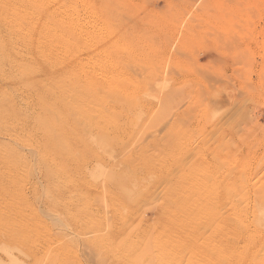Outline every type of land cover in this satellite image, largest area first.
<instances>
[{
	"label": "rangeland",
	"instance_id": "obj_1",
	"mask_svg": "<svg viewBox=\"0 0 264 264\" xmlns=\"http://www.w3.org/2000/svg\"><path fill=\"white\" fill-rule=\"evenodd\" d=\"M3 5L9 43L47 83L103 88L86 114L52 87L44 103L18 92L29 120L0 121V264H264V0ZM194 206L201 225L181 230Z\"/></svg>",
	"mask_w": 264,
	"mask_h": 264
},
{
	"label": "bare ground",
	"instance_id": "obj_2",
	"mask_svg": "<svg viewBox=\"0 0 264 264\" xmlns=\"http://www.w3.org/2000/svg\"><path fill=\"white\" fill-rule=\"evenodd\" d=\"M6 2H7V0H6ZM3 3V2H2ZM165 4V3H164ZM5 6H7V5H3V7H1L0 8V57H1V62H0V121H3L4 119L6 120V116L8 115L9 116V118H8V116H7V119H10V115H12L11 113L12 112H14L13 113V116H12V118L13 117H15L16 118V120H19L20 121V119H22V121L24 122V123H26L27 122V120H29V119H27L28 118V113H26V112H23V111H20L19 113H17L16 112V110H15V102H16V108L18 109V104H17V101L15 100V99H18V98H16L17 97V95H18V92H22V94H25V96H27V98L28 97H34V98H36V99H39V102L41 101V103H44L45 102V98L44 97H42L43 95H45V94H47L48 95V93H47V91H45V89H49L50 87H52L51 88V90L53 91V89H55L56 90V93H51V98L52 99H55L57 102H58V104H61L62 106H64V108L62 109V110H66L67 108H71V110H76V111H78V113H84L85 111L83 110V109H85V110H87V113L89 112H92L93 111V109H94V106L92 107L91 106V108H87V107H82V104H84L82 101H84V100H87V104H92L93 103V101H94V96H96V97H99L98 95H96V94H98V92L97 93H95V92H92L93 90H95L96 91V88L98 89V87L100 88V84H97L96 82H93V81H89V83L88 84H84V85H82V84H79V83H77L76 82V84H66V85H61L60 84V82H58V83H55V86L53 87L52 86V84H51V82H48L47 83V81H46V78L41 74L42 73V69H40L39 67H36V65L34 66V65H32L31 63L34 61V60H32L31 62H30V64H28V62H26V61H24L23 60V57L25 58V56H23L22 57V59H21V55H19L20 54V52H18L10 43H9V38H8V35H7V32H6V30H7V28H8V23H10V22H7V24H6V22H5V18L6 17H8V16H10V14L8 13V8H6ZM156 7V6H155ZM7 13L9 14L8 16H7ZM6 19H8V18H6ZM77 19H79V18H77ZM9 21V20H8ZM11 21H12V18H11ZM13 22V21H12ZM16 23V22H15ZM20 23V22H19ZM18 23V24H19ZM10 24H12V23H10ZM17 24V25H18ZM22 23H20V25H21ZM22 26H25V25H23L22 24ZM41 26V25H40ZM101 27H103V25L101 26ZM24 28V27H23ZM38 28V26H36V29ZM41 29H42V27H40ZM99 28V27H98ZM9 29H11V28H9ZM25 29V28H24ZM83 30V29H82ZM17 31V30H16ZM38 31V30H37ZM39 31H42V30H39ZM98 31H100V30H98ZM104 31H106V30H104ZM12 32H14V31H12ZM55 32V31H54ZM101 32V31H100ZM11 33V32H10ZM26 33H27V31H26ZM56 33V32H55ZM98 33V32H97ZM13 34H15V33H13ZM13 34H11V35H13ZM17 34V33H16ZM39 34H42V33H39ZM107 34V33H106ZM23 35V34H22ZM27 35V34H26ZM105 35V34H104ZM18 36V35H17ZM52 36H53V34H52ZM89 36V35H88ZM103 36V35H102ZM55 37V36H54ZM53 37V38H54ZM104 37V36H103ZM12 38H13V36H12ZM20 38V37H19ZM77 38V37H76ZM85 38V37H84ZM88 38V37H87ZM19 40V39H18ZM94 40V39H93ZM23 41V40H22ZM92 46H93V44H92ZM17 47H18V45H17ZM89 47V46H88ZM91 47V46H90ZM94 47V46H93ZM23 48V47H22ZM25 49V48H24ZM24 49H23V52H24ZM100 50V49H99ZM101 51V50H100ZM39 52V51H38ZM37 53V52H36ZM35 53V54H36ZM80 53V52H79ZM39 54V53H38ZM96 54V53H95ZM99 54V53H98ZM103 54V53H102ZM79 55V54H78ZM37 56V55H36ZM83 56V55H82ZM42 57V56H41ZM40 57V58H41ZM37 58V57H36ZM80 58V57H79ZM82 58V57H81ZM85 58V57H84ZM83 58V59H84ZM92 58V57H91ZM106 58V57H105ZM42 59V58H41ZM40 59V60H41ZM27 60V59H26ZM37 60V59H36ZM35 60V61H36ZM43 60V59H42ZM45 60V59H44ZM38 62H39V60H38ZM37 62V63H38ZM41 63H42V61H40ZM44 62V61H43ZM89 62V61H88ZM106 62V61H105ZM34 63V62H33ZM46 63V61L44 62V64ZM89 63H91V62H89ZM89 63H87V64H89ZM40 64V63H39ZM43 64V63H42ZM48 64V63H47ZM6 65H16L15 67H16V70L17 71H20L21 72V75L20 76H17L16 75V73L15 74H12V73H10V75L9 74H7V72L5 71V67L4 66H6ZM50 65V64H49ZM77 65V64H76ZM95 65V64H94ZM99 65V64H98ZM43 66V65H42ZM96 66V65H95ZM53 67V66H52ZM77 67V66H76ZM92 67H94L93 65H92ZM7 69H9V68H7ZM77 69V68H76ZM85 69V68H84ZM93 69V68H92ZM95 70V69H94ZM93 70V71H94ZM76 71V70H75ZM79 71V70H78ZM54 72H56V71H54ZM80 73H82L81 71H79ZM95 72H96V70H95ZM107 72V71H106ZM102 73V72H101ZM56 74V73H55ZM59 74V73H58ZM83 74V73H82ZM92 74V73H91ZM95 74H97V73H95ZM119 74V73H118ZM15 75V76H14ZM89 75V74H88ZM87 75V76H88ZM99 75V74H98ZM121 75V74H120ZM80 76V75H79ZM79 76H78V78H79ZM81 77V76H80ZM216 77V76H215ZM78 78H77V80H78ZM87 78V77H86ZM208 79H209V77H208ZM213 79V78H212ZM80 82V81H79ZM217 82V81H216ZM227 82V81H226ZM65 83V82H64ZM63 83V84H64ZM100 85V86H99ZM159 85V84H158ZM102 87V86H101ZM163 87H164V85H163ZM103 88V87H102ZM12 89V90H11ZM153 89V88H152ZM11 91H12V93H11ZM45 91V92H44ZM49 91V90H48ZM51 91V92H52ZM60 91V94H58V92ZM85 91H87L88 93H85ZM44 92V93H43ZM101 92V91H100ZM40 93L42 94V96L40 95ZM55 94V95H54ZM100 94V93H99ZM240 95V94H239ZM243 95V94H242ZM24 96V98L25 99H23L22 97V99H23V101H25L24 103H25V105L27 104V99H26V97ZM145 96V95H144ZM42 97V98H41ZM104 97V96H103ZM151 97V96H150ZM236 97V96H235ZM49 98V97H48ZM102 98V97H101ZM100 98V99H101ZM105 98V97H104ZM148 98V97H147ZM169 98V97H168ZM149 99V98H148ZM233 99V98H232ZM30 100V99H29ZM28 100V101H29ZM49 100V99H48ZM96 100V99H95ZM98 100V99H97ZM153 100V99H152ZM157 100V99H156ZM234 100V99H233ZM31 102V101H30ZM48 102H50V101H48ZM98 102H99V100H98ZM98 102H97V106H98ZM238 102H242V100L241 101H238ZM20 104H22L21 102H19ZM82 103V104H81ZM96 103V102H95ZM163 103V102H162ZM173 103V102H172ZM171 104V103H170ZM44 105V104H43ZM22 106V105H21ZM234 106V105H233ZM20 107V106H19ZM33 107V106H32ZM51 107V106H50ZM49 107V108H50ZM54 107V106H53ZM82 107V108H81ZM5 108V109H4ZM87 108V109H86ZM104 108V107H103ZM169 108V107H168ZM167 108V109H168ZM41 109V108H40ZM46 109V108H45ZM61 110V109H60ZM95 110V109H94ZM98 110V109H97ZM169 110V109H168ZM232 110V109H231ZM46 111V110H45ZM59 111V110H58ZM57 111V112H58ZM84 111V112H83ZM102 111V110H101ZM36 112V111H35ZM70 112V111H69ZM38 113H39V110H38ZM67 113H68V111H67ZM66 113V114H67ZM77 113V114H78ZM41 114V113H40ZM40 114H36L35 113V115H40ZM76 114V113H75ZM85 114H86V112H85ZM34 115V114H33ZM65 115V114H64ZM69 115V114H68ZM54 116V115H53ZM92 116H94V115H92ZM5 117V118H4ZM32 117V116H31ZM30 117V119H33V118H31ZM34 117H37V116H34ZM40 117H41V115H40ZM4 118V119H3ZM11 118V119H12ZM3 119V120H2ZM37 119H39V118H37ZM42 119L43 120H45L46 121V123L48 124V123H50V121H51V117L50 116H48V115H42ZM54 119V118H53ZM103 119H104V117H103ZM15 120V119H14ZM68 120H70V119H68ZM93 120V119H92ZM30 121H32V120H30ZM34 121H35V118H34ZM7 122H10V121H8L7 120ZM14 122V121H13ZM66 122H68V121H66ZM22 123V122H21ZM31 123V122H30ZM44 123V122H43ZM55 123V122H54ZM233 123V122H232ZM11 124V123H10ZM13 124V123H12ZM33 125L35 124V122L34 123H32ZM38 124V123H37ZM36 124V125H37ZM7 125H8V123H7ZM18 125H20V123L18 122ZM23 125V124H22ZM27 125H28V123H27ZM35 125V126H36ZM53 125V124H52ZM69 126H71V124H68ZM12 126V125H11ZM16 126V125H15ZM29 126V125H28ZM31 126V125H30ZM34 126V127H35ZM43 126H45V124L43 125ZM48 126V125H47ZM47 126H45V127H47ZM56 126V125H55ZM10 127V126H9ZM14 127V126H13ZM40 127H41V125H40ZM40 127H39V129H40ZM24 129L26 130L27 128H25L24 127ZM29 129V128H28ZM33 129V128H32ZM36 129V128H35ZM39 129H37V130H39ZM42 129V128H41ZM40 129V130H41ZM208 129V128H207ZM0 130H1V128H0ZM19 130V129H18ZM24 130V131H25ZM31 130V129H30ZM45 130V129H44ZM47 131H48V129H46ZM50 130H51V128H50ZM50 130H49V132H50ZM233 130V129H232ZM21 131V130H20ZM29 131V130H28ZM36 131V130H35ZM42 131V130H41ZM216 131H217V129H216ZM26 132V131H25ZM32 132H33V130H32ZM212 132V131H211ZM215 132V131H214ZM40 133V132H39ZM42 133V132H41ZM52 133V132H51ZM223 133H225V132H223ZM26 134V133H25ZM37 134V133H36ZM44 134V133H43ZM47 133H45V135H46ZM229 135V134H228ZM230 135L232 136V132H230ZM18 136H20V134L18 135ZM34 136V135H33ZM210 136V135H209ZM230 136V137H231ZM206 136H204V138H205ZM220 137V136H219ZM233 137H235L234 135H233ZM225 139V138H224ZM170 140V139H169ZM204 140V139H203ZM202 140V141H203ZM204 141H207V140H204ZM215 141H218L217 140V138H215ZM230 140H228V142H229ZM198 143V142H197ZM221 143H222V141H221ZM235 143V142H234ZM230 144V143H229ZM8 145V144H7ZM221 145V144H220ZM231 145V144H230ZM234 145V144H233ZM2 146V145H1ZM0 146V147H1ZM206 146V145H205ZM5 147V146H4ZM3 148V147H2ZM207 149V148H206ZM214 152H216V150L214 149ZM169 153V152H168ZM205 151H204V155H205ZM218 155V154H217ZM199 157V156H198ZM206 157V156H205ZM208 157V156H207ZM206 159V158H205ZM214 158H212V160H213ZM209 160V159H208ZM207 162H209L210 164H211V162H213V161H211V159H210V161H207ZM216 162V161H215ZM225 162V161H224ZM223 164V163H222ZM196 164H193V166H195ZM213 166H211V167H207L206 166V169H208L207 171L208 172H211L212 171V169H214V168H217V165H215V164H212ZM189 166H192V164L191 165H189ZM197 166V165H196ZM196 166L194 167V168H196ZM197 169V168H196ZM191 170V169H190ZM202 170H204V171H202V172H199L200 174L199 175H201L202 174V176L203 177H205L206 176V178H208L207 177V173H206V175H205V169L204 168H202ZM197 171V170H196ZM199 171H200V167H199ZM184 171L182 170V172H181V178L183 177L182 176V173H183ZM188 172H190V171H188L187 170V173ZM13 173V172H12ZM169 173L170 172H166V175L168 176L169 175ZM197 173V172H196ZM213 173H215V172H213ZM217 173V172H216ZM215 173V174H216ZM219 173V172H218ZM132 174V173H131ZM186 173H184V175H185ZM205 176H204V175ZM215 174H213V175H215ZM136 175V174H135ZM188 175V174H187ZM162 176V175H161ZM190 176V175H189ZM188 176V177H189ZM188 177L185 175V177H183V178H185V180H187L188 179ZM192 177H193V175H192ZM191 177V178H192ZM197 177V176H196ZM195 176H194V178H196ZM203 177L201 178V182H203ZM43 178H44V180L45 181H49V178L47 177V176H45V173H43ZM84 178V177H83ZM182 178V179H183ZM187 178V179H186ZM194 178H192L193 180H194V182H191L190 183V185L192 184V183H196L195 181H196V179H194ZM181 179V180H182ZM205 179V178H204ZM84 180V179H83ZM184 180V181H185ZM210 180V179H209ZM199 181V180H198ZM217 181V180H216ZM201 182L199 183V185L201 184ZM207 182H209V181H207ZM208 184V183H207ZM208 186L210 187V188H214V186H215V188L214 189H217V187H218V182H216L215 184H208ZM138 187V186H137ZM139 189V188H138ZM193 189V188H192ZM191 189V190H192ZM212 189H210V191L212 190ZM190 191V190H189ZM213 191H215V190H213ZM109 194V192L107 193V195ZM112 194V193H111ZM195 194V193H194ZM203 194V193H202ZM209 194V193H208ZM211 194H213V192L211 193ZM198 195V194H197ZM105 197H106V199L108 198V197H111V196H106V193H105V195H104ZM209 196H210V194H209ZM212 196V195H211ZM198 197V196H197ZM197 197H195L194 199H191V202H192V200H193V203H196V201H197V199H199V198H197ZM213 197H215V199H216V196H215V192H214V194H213V196H212V198ZM106 199H104V200H106ZM102 201V200H101ZM107 201V200H106ZM105 202V201H104ZM106 203H108V202H106ZM169 207H172V206H169ZM106 208V207H105ZM108 208H109V206H108ZM73 209V208H72ZM110 209V208H109ZM112 209V208H111ZM114 209V208H113ZM184 209V208H183ZM215 210V211H214ZM219 210V204L218 203H216L215 205H214V207H213V211L214 212H217ZM102 211V210H101ZM107 211V210H106ZM105 211V212H106ZM201 209H200V207L199 206H194V207H191L189 210H183V213H182V215H189V216H193V217H189V220L190 221H188L187 219H186V221H184V224H185V227L184 228H181V230L182 229H185V228H188V229H196V224H200L201 225ZM116 212V211H115ZM133 212V211H132ZM170 211L168 210V214H173L172 213V211L169 213ZM99 213V212H98ZM126 213H128V212H126ZM110 214V213H109ZM167 214V215H168ZM101 215V214H100ZM124 215V214H123ZM122 215V216H123ZM108 217V216H107ZM116 217V216H115ZM117 217H119L120 218V215H118ZM173 217H175V219L173 220V229L172 228H169V229H172V231H174V232H176V233H179L180 231H178L179 229H180V226L178 225V223H177V221H176V218H178V217H176V213L175 214H173ZM15 218V217H14ZM127 218V217H126ZM17 219V218H16ZM99 219V218H98ZM103 219V218H102ZM101 219V220H102ZM128 219H130V218H128ZM215 219H217V218H215ZM104 220V219H103ZM102 220V221H103ZM107 220V219H106ZM109 220V219H108ZM114 220V219H113ZM24 222V221H23ZM38 222V221H37ZM105 222V221H104ZM125 222V221H124ZM131 222V221H130ZM102 223V222H101ZM107 223V222H106ZM133 223H134V221H133ZM19 224V223H18ZM109 224V223H108ZM19 225H21V224H19ZM28 225V224H27ZM111 225V224H110ZM113 225H115V224H113ZM119 225V224H118ZM32 226V225H31ZM109 226V225H108ZM122 226V225H121ZM115 226H113V228H114ZM117 227V226H116ZM128 227V226H127ZM140 226H138V228H139ZM119 228H120V226H119ZM124 229H125V227H124ZM137 229V228H136ZM140 229V228H139ZM114 230V229H113ZM115 231V230H114ZM118 231V230H117ZM117 231H115L116 232V234H117ZM120 231V230H119ZM136 231V230H135ZM113 232V231H112ZM111 232V233H112ZM119 233V232H118ZM125 233V232H124ZM120 234V233H119ZM122 234H123V232H122ZM121 234V235H122ZM113 237H115V233H114V236H112V238ZM120 237V236H119ZM111 239V238H110ZM115 240H116V237L114 238ZM121 239V238H120ZM113 239H111L110 241H112ZM114 240V241H115ZM122 240V239H121ZM106 241V240H105ZM108 241H109V238H108ZM114 241H112V242H114ZM92 242V241H91ZM118 242V241H117ZM116 242V243H117ZM102 243H104V242H102ZM106 243H109V242H107L106 241ZM77 244V243H76ZM98 244V243H97ZM105 244V243H104ZM189 244H190V241H188V240H183L182 242H181V248L180 249H184V248H187L188 246H189ZM244 243H242V245H243ZM96 245V244H95ZM109 245V244H108ZM113 245H115V244H113L112 243V246ZM132 245V244H131ZM76 246V245H75ZM110 246H111V242H110ZM110 246H108V252H109V247ZM111 246V247H112ZM121 246V245H120ZM124 245H122V247H123ZM79 247V246H78ZM86 247V246H85ZM98 247V246H97ZM110 247V248H111ZM115 247H116V245H115ZM115 247L113 248V249H115ZM118 247V246H117ZM91 250H92V248H90ZM103 249V248H102ZM112 249V250H113ZM122 248H120V249H118L117 248V251L115 250V253L116 252H118V250H121ZM77 251V250H76ZM94 251V249L92 250V252ZM90 252V251H89ZM91 252V253H92ZM121 253H122V251H120ZM182 252H184V251H182ZM115 253H114V256H115ZM180 253V252H179ZM120 254V253H119ZM117 255L118 257L119 256H121V255ZM181 256V255H180ZM123 258V254H122V257H120V259H122Z\"/></svg>",
	"mask_w": 264,
	"mask_h": 264
}]
</instances>
